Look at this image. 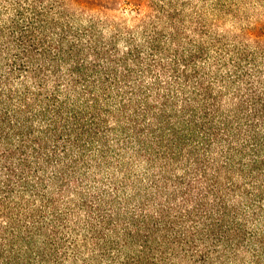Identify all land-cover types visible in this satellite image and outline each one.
Returning <instances> with one entry per match:
<instances>
[{
  "label": "trees",
  "instance_id": "trees-1",
  "mask_svg": "<svg viewBox=\"0 0 264 264\" xmlns=\"http://www.w3.org/2000/svg\"><path fill=\"white\" fill-rule=\"evenodd\" d=\"M0 264H264V0H0Z\"/></svg>",
  "mask_w": 264,
  "mask_h": 264
}]
</instances>
